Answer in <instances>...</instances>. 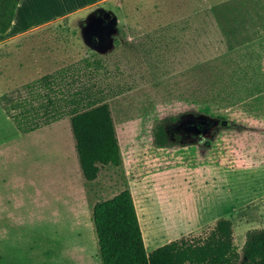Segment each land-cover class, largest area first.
Wrapping results in <instances>:
<instances>
[{
    "label": "rangeland",
    "instance_id": "obj_1",
    "mask_svg": "<svg viewBox=\"0 0 264 264\" xmlns=\"http://www.w3.org/2000/svg\"><path fill=\"white\" fill-rule=\"evenodd\" d=\"M84 58L124 89L107 101L122 164L93 182L67 118L20 135L4 113ZM157 123L168 148L153 144ZM124 189L146 252L221 217L238 249L264 229V0H109L0 48V264H100L92 208Z\"/></svg>",
    "mask_w": 264,
    "mask_h": 264
},
{
    "label": "trees",
    "instance_id": "obj_2",
    "mask_svg": "<svg viewBox=\"0 0 264 264\" xmlns=\"http://www.w3.org/2000/svg\"><path fill=\"white\" fill-rule=\"evenodd\" d=\"M19 1L0 0V37L9 33ZM104 66L100 58H84L25 84L22 96L4 105L20 135L67 118L78 167L87 182L95 181L102 167L122 164L107 101L124 89L109 82L110 71ZM152 136L156 148L170 147L162 123L154 126ZM91 223L100 264H264V229L247 231L238 249L228 217L147 253L128 189L96 202Z\"/></svg>",
    "mask_w": 264,
    "mask_h": 264
},
{
    "label": "crops",
    "instance_id": "obj_3",
    "mask_svg": "<svg viewBox=\"0 0 264 264\" xmlns=\"http://www.w3.org/2000/svg\"><path fill=\"white\" fill-rule=\"evenodd\" d=\"M106 1L109 0H99L89 4H65L66 0H20L9 33L4 37H0V48L8 42L24 37L28 33H32L63 19L77 16L91 6L104 4ZM39 15H44L41 21L35 23L32 27L26 26L27 18Z\"/></svg>",
    "mask_w": 264,
    "mask_h": 264
}]
</instances>
